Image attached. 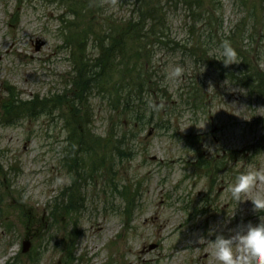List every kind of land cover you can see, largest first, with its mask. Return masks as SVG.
I'll return each mask as SVG.
<instances>
[{"label": "rangeland", "instance_id": "374dc122", "mask_svg": "<svg viewBox=\"0 0 264 264\" xmlns=\"http://www.w3.org/2000/svg\"><path fill=\"white\" fill-rule=\"evenodd\" d=\"M159 1L167 4V44L145 52L146 69H140L152 86L134 108L140 118L91 91V132L110 137L117 150L108 146L111 157L97 167L86 158L81 182L72 185L64 119H71L70 109L50 106V113L6 125L2 106L10 93L22 101L73 97L74 45L67 38L91 27L94 34L85 33L80 44L95 60L96 35L104 32L99 25L130 20L136 1L0 0V264H63L69 250L76 264H215L217 234L264 219L250 201L264 195V182L240 203L230 192L239 174L264 172V100L237 83L240 59L225 66L216 41L203 42V56H191L196 34L188 32L184 7ZM218 1L212 35L249 55L264 74V0ZM115 55L108 50L105 59L115 64ZM67 188H79L76 215L54 210L67 202ZM25 241L29 249L22 253Z\"/></svg>", "mask_w": 264, "mask_h": 264}, {"label": "trees", "instance_id": "16d2710c", "mask_svg": "<svg viewBox=\"0 0 264 264\" xmlns=\"http://www.w3.org/2000/svg\"><path fill=\"white\" fill-rule=\"evenodd\" d=\"M135 1L136 9L134 8V12L136 15L130 20L124 23H118L117 25L114 22V24L107 25L104 19L102 25H99L104 31L103 34L108 32L105 33L107 43L105 44L106 47L103 45L104 47L102 48V43L105 40L102 39L103 34L99 33L96 35L97 39H99L97 47L100 54L95 60H91L83 54L84 48L80 44H84L85 33L93 32L91 27L86 28L84 32L83 30L80 31V34H76L75 37L70 36L67 38L68 44L74 45L71 54L76 70L75 77L72 81V89L74 90L73 97L64 99L62 96H54L45 100L36 97L22 101L17 98L15 99L13 96L14 93H10L11 96L8 97L2 106L5 111V114L3 113V117L5 116L3 122L6 125L13 124L14 121L23 115L30 118L36 117L39 114L50 113L51 108H58L59 111H62L65 106L70 109L71 119L69 120L67 116L64 119L68 123L66 125L67 131L70 128L68 144L65 147L67 150L66 157L73 159L75 168V174L72 173L74 168H68L69 172L73 175L72 185L80 181L79 176L81 175L79 173V167L82 166L81 168H83L85 166L86 158H94L95 161H92V166L97 167L98 164H103L102 161H106L107 157H111L112 152H109L110 156L106 152L108 146H112L113 150H117L115 148V141H112L110 137H104L102 139L91 132L90 124L92 114L88 101L91 91L98 89V93L107 94V97L110 96L111 101L109 100L108 103L112 105L111 107L113 109H130L133 116L140 118V114L137 110L134 111V108L141 101L142 94L148 93V90L152 86V83H149L150 77L147 70L143 73L140 69V67L144 70L146 69L147 57L145 52L148 50V47H153L154 44H167L165 40L168 35V22L164 12V7L167 4L162 7L159 0ZM169 2L174 8L177 7V4L184 7L188 32L192 36L196 34V37L193 38L191 43V49L189 50L191 56L195 59L203 56V51L201 50L204 45L203 42L208 44L210 42L215 43L216 41L215 45H222L212 35L211 30L212 26L216 27L218 25V0H170ZM255 10L256 6L253 4L251 6V12L255 13ZM70 26L75 27L76 23ZM104 26H107V29H103L102 27ZM124 47H127V49ZM232 48L236 53V57L240 59L239 68L243 69L240 80L237 83L246 86L250 91L252 90L251 92H257V95L264 100V74L255 69L251 61L252 58L249 55H244L235 47ZM108 50L116 52L115 58H118V61L115 64H113L112 60L110 64L105 59V52ZM126 52H130V54ZM141 56L146 58V62H138ZM212 63L215 62L212 61ZM129 65L132 68H128ZM228 73L230 74V72ZM234 75L229 78H234ZM112 81L115 82L112 83ZM191 86L189 89L192 91L193 98L196 99L198 98L197 92L194 93L196 89H192ZM9 91L12 92V90ZM162 92L166 94V90H162ZM66 102L70 103L66 104ZM72 115H76V118L73 119ZM85 171L83 169V172ZM65 192L62 195L66 196L67 202L62 203L60 207H55L54 210L63 216L76 215V212L82 208V206L78 205V202L83 203L79 188L76 190L67 188ZM70 238L73 240V238H76V235L71 233ZM72 255V251H67L63 264H72Z\"/></svg>", "mask_w": 264, "mask_h": 264}, {"label": "clouds", "instance_id": "9594fccd", "mask_svg": "<svg viewBox=\"0 0 264 264\" xmlns=\"http://www.w3.org/2000/svg\"><path fill=\"white\" fill-rule=\"evenodd\" d=\"M225 66L235 63L236 53L228 42L221 45ZM180 75V70L175 71ZM259 182H264V172L248 171L239 174L231 186V198L240 203L243 195L252 192ZM252 212L264 213V195L251 198ZM215 264H264V219L257 222H241L232 229L231 235L217 234L212 241Z\"/></svg>", "mask_w": 264, "mask_h": 264}, {"label": "water", "instance_id": "95a60500", "mask_svg": "<svg viewBox=\"0 0 264 264\" xmlns=\"http://www.w3.org/2000/svg\"><path fill=\"white\" fill-rule=\"evenodd\" d=\"M27 244H28L27 242L24 243V245H26V246H27ZM26 250H27V247L24 246L23 251H26Z\"/></svg>", "mask_w": 264, "mask_h": 264}]
</instances>
